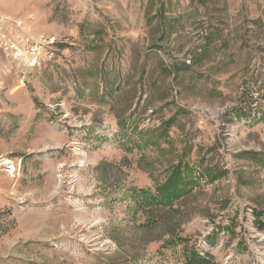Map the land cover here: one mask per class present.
I'll return each mask as SVG.
<instances>
[{
  "label": "rangeland",
  "instance_id": "374dc122",
  "mask_svg": "<svg viewBox=\"0 0 264 264\" xmlns=\"http://www.w3.org/2000/svg\"><path fill=\"white\" fill-rule=\"evenodd\" d=\"M0 50V264H264V0H0ZM182 156L192 193L138 209Z\"/></svg>",
  "mask_w": 264,
  "mask_h": 264
},
{
  "label": "trees",
  "instance_id": "16d2710c",
  "mask_svg": "<svg viewBox=\"0 0 264 264\" xmlns=\"http://www.w3.org/2000/svg\"><path fill=\"white\" fill-rule=\"evenodd\" d=\"M242 114V113H241ZM176 121V116L164 121L161 129H169V127ZM141 132V131H140ZM143 134V132H141ZM195 166L186 161L185 157L178 158L176 163L167 166L165 170V178L158 182L155 191L131 188L130 197L135 201L138 209L142 211H150L151 213L159 212L166 207L173 209V205L188 197L193 190V187L198 183L199 176H197ZM205 174V173H203ZM201 175V173H200ZM147 207H150L146 209ZM257 218L255 225L264 230V213L256 211ZM156 220H158L156 218ZM186 264H216L211 254L204 256L200 255L197 250L187 248L184 252Z\"/></svg>",
  "mask_w": 264,
  "mask_h": 264
},
{
  "label": "crops",
  "instance_id": "0c3cea01",
  "mask_svg": "<svg viewBox=\"0 0 264 264\" xmlns=\"http://www.w3.org/2000/svg\"><path fill=\"white\" fill-rule=\"evenodd\" d=\"M18 67L14 61L7 58L5 54L0 50V117L3 113L7 114L8 112L5 111L9 109L7 108L8 106L6 107L4 100L1 98L3 91L9 90V92L11 93L8 94V96L11 97L13 92L15 93L14 90L17 91V87L20 85L22 76L17 70ZM23 98H27L26 93L23 94ZM17 99L19 100L20 98ZM21 107H25L26 112H30L31 115H34V112L31 110L30 106L22 105ZM23 108H21V110H23ZM8 111H12L13 113H15L17 110L15 108H12V110ZM1 121L2 118L0 119V122ZM20 187V178L14 180L7 176L4 172H0V204L5 203L8 200L7 197H10L15 189Z\"/></svg>",
  "mask_w": 264,
  "mask_h": 264
},
{
  "label": "built area",
  "instance_id": "2783aa9c",
  "mask_svg": "<svg viewBox=\"0 0 264 264\" xmlns=\"http://www.w3.org/2000/svg\"><path fill=\"white\" fill-rule=\"evenodd\" d=\"M5 49L11 51L14 58H19L24 54L21 46L17 45L16 43L5 42ZM38 58L39 56H36L35 58L31 59V61L28 60L30 65L35 66ZM1 171L12 179H18L21 173V162L15 161L10 157H2L0 159V172Z\"/></svg>",
  "mask_w": 264,
  "mask_h": 264
}]
</instances>
